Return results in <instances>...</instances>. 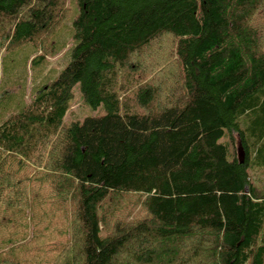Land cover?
Wrapping results in <instances>:
<instances>
[{
  "label": "trees",
  "instance_id": "1",
  "mask_svg": "<svg viewBox=\"0 0 264 264\" xmlns=\"http://www.w3.org/2000/svg\"><path fill=\"white\" fill-rule=\"evenodd\" d=\"M75 2L71 61L0 123V262L264 264V0ZM70 11L0 0V48ZM76 83L106 112L67 124Z\"/></svg>",
  "mask_w": 264,
  "mask_h": 264
},
{
  "label": "rangeland",
  "instance_id": "2",
  "mask_svg": "<svg viewBox=\"0 0 264 264\" xmlns=\"http://www.w3.org/2000/svg\"><path fill=\"white\" fill-rule=\"evenodd\" d=\"M69 5L71 11L68 19L56 28L44 45L39 42L25 43L13 49L0 48V123L11 114L18 112L33 98L39 88L54 81L71 61L73 48L78 42L74 37L72 25L73 17L77 12L73 10L77 9V5L75 0H69ZM72 91V107L65 118L67 124L77 120L82 121L87 115L106 112L104 104L93 108L84 101L80 83H76ZM229 133V130H226V134L222 137L223 141L230 138ZM239 147L238 145V151ZM260 180L261 182L264 180V174ZM15 252L12 255L6 253L2 256L8 258L15 255ZM30 258L25 256L22 262L33 264ZM0 264H7V261L4 260Z\"/></svg>",
  "mask_w": 264,
  "mask_h": 264
},
{
  "label": "water",
  "instance_id": "3",
  "mask_svg": "<svg viewBox=\"0 0 264 264\" xmlns=\"http://www.w3.org/2000/svg\"><path fill=\"white\" fill-rule=\"evenodd\" d=\"M239 149L240 150L238 151V157H239L240 162H243L245 154H244V151H243V149L241 147Z\"/></svg>",
  "mask_w": 264,
  "mask_h": 264
},
{
  "label": "bare ground",
  "instance_id": "4",
  "mask_svg": "<svg viewBox=\"0 0 264 264\" xmlns=\"http://www.w3.org/2000/svg\"><path fill=\"white\" fill-rule=\"evenodd\" d=\"M75 10H77V9H75V8H74V10H73V11H75ZM66 12H68V11H66ZM65 16H66V14H65ZM61 20H62V19H61ZM61 20H60V21H61ZM63 20H64V18H63ZM58 24H59V23H58Z\"/></svg>",
  "mask_w": 264,
  "mask_h": 264
}]
</instances>
